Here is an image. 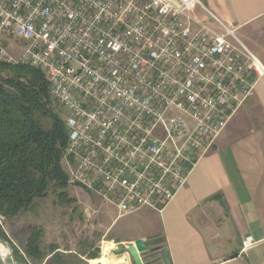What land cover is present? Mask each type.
<instances>
[{
	"label": "built area",
	"instance_id": "1",
	"mask_svg": "<svg viewBox=\"0 0 264 264\" xmlns=\"http://www.w3.org/2000/svg\"><path fill=\"white\" fill-rule=\"evenodd\" d=\"M198 7L0 0V62L43 73L68 131L70 185L120 216L169 205L264 76L234 32L211 30ZM11 39L25 45L19 60L6 50Z\"/></svg>",
	"mask_w": 264,
	"mask_h": 264
},
{
	"label": "crops",
	"instance_id": "2",
	"mask_svg": "<svg viewBox=\"0 0 264 264\" xmlns=\"http://www.w3.org/2000/svg\"><path fill=\"white\" fill-rule=\"evenodd\" d=\"M201 1L204 8L195 15L218 34L233 31L264 68V0ZM98 210L108 220L103 207ZM127 217L132 219L113 235L112 226ZM103 234L102 244L111 243L113 253L137 240L161 238L171 264H264V76L169 205L129 216L117 210ZM247 239L253 241L245 247ZM116 257L118 264H134L127 253Z\"/></svg>",
	"mask_w": 264,
	"mask_h": 264
},
{
	"label": "trees",
	"instance_id": "3",
	"mask_svg": "<svg viewBox=\"0 0 264 264\" xmlns=\"http://www.w3.org/2000/svg\"><path fill=\"white\" fill-rule=\"evenodd\" d=\"M67 144V127L43 73L28 65L0 62L1 217L11 219L29 211L50 190L61 204L75 202L69 197L71 185L63 165ZM28 230L23 251L27 258L38 264H65L58 246H49L47 252L42 248L41 228ZM0 236L11 243L1 231ZM12 246L19 261L20 252ZM98 255L86 257L95 260Z\"/></svg>",
	"mask_w": 264,
	"mask_h": 264
},
{
	"label": "rangeland",
	"instance_id": "4",
	"mask_svg": "<svg viewBox=\"0 0 264 264\" xmlns=\"http://www.w3.org/2000/svg\"><path fill=\"white\" fill-rule=\"evenodd\" d=\"M197 16L200 21L203 20V16L199 12ZM6 50L12 58L19 60L24 53L25 45L21 41L11 39ZM248 104L249 102L246 106ZM55 107L58 110L56 103ZM244 108L245 106L238 112ZM45 126L48 127L49 124L45 123ZM156 135L163 138L161 129L157 130ZM63 165L68 173V167L66 164ZM80 190L75 186L70 187L69 197L75 200L72 204L59 203L53 194V190H50L49 195L36 201V204L29 211L11 219L0 216V231L20 252L19 261H17L19 264H38L27 258L23 252L29 238L28 229L30 226L39 227L44 231L42 248L46 252L51 245L60 248L59 252L64 256L65 264H93V261L97 259L88 260L86 256L98 252V256L101 258L104 254V248L111 246V243L102 244L104 241L102 238H105L103 232L109 227L111 220L117 216L116 208L109 206L100 198ZM101 206L108 220L102 218L98 210ZM131 219V217H127L113 225L111 228L113 235L122 232L126 223ZM112 250L111 253L114 255Z\"/></svg>",
	"mask_w": 264,
	"mask_h": 264
},
{
	"label": "water",
	"instance_id": "5",
	"mask_svg": "<svg viewBox=\"0 0 264 264\" xmlns=\"http://www.w3.org/2000/svg\"><path fill=\"white\" fill-rule=\"evenodd\" d=\"M0 245H4L10 250V256L6 260H3L0 255V264H19L13 247L1 236ZM162 245L163 240L161 238H153L146 241L137 240L134 244L127 247H118L114 251V255L120 257L127 253L134 261V264H171L169 250ZM145 253L148 254L143 257L142 255Z\"/></svg>",
	"mask_w": 264,
	"mask_h": 264
},
{
	"label": "bare ground",
	"instance_id": "6",
	"mask_svg": "<svg viewBox=\"0 0 264 264\" xmlns=\"http://www.w3.org/2000/svg\"><path fill=\"white\" fill-rule=\"evenodd\" d=\"M112 249L113 245L105 247L104 254L101 258L93 261V264H118L120 260L111 253ZM0 255L3 260H6L10 256V250L4 245H0Z\"/></svg>",
	"mask_w": 264,
	"mask_h": 264
}]
</instances>
